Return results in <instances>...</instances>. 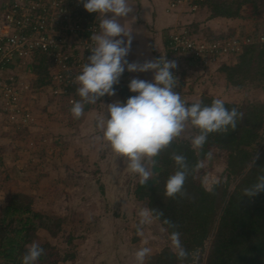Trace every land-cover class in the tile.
<instances>
[{"label":"rangeland","instance_id":"1","mask_svg":"<svg viewBox=\"0 0 264 264\" xmlns=\"http://www.w3.org/2000/svg\"><path fill=\"white\" fill-rule=\"evenodd\" d=\"M202 7V10L207 9L209 18H214L205 5ZM202 10L200 14H204ZM223 20L229 26L226 30L213 31L201 24L192 28V23L188 22L176 25L170 35L176 36L185 30L201 32L207 37L229 34L241 38L259 37L264 33V9L254 19L225 17ZM238 56L226 54L211 61L206 69L194 66L191 69L194 76L190 77L182 73V69L178 73L171 69L178 79L174 92L187 103L198 102L203 95L237 105L262 102L264 85L252 83L236 88L228 84L219 70L223 64L236 63ZM10 72L8 78L13 76V71ZM15 72L19 75L14 81L17 84L24 75L19 70ZM179 83L184 84V90ZM75 97L76 101L80 100L77 92ZM117 101V95H105L96 104L85 105L86 113L79 119L72 116L67 97L52 94L50 85L40 89L30 86L18 114L7 112L3 100L2 104L0 102V110L7 112V115L0 113V199L8 189L23 191L34 196L37 210L65 218L57 237L39 231L62 255H73L59 264H137L134 254L142 247L151 249L150 256L165 247L172 248L166 229L157 220L143 225V234L138 235V213L148 209L147 203L137 199L135 194L139 177L128 170L126 161L116 157L105 141L98 139L102 131L97 122L108 115L106 106ZM195 134L189 125L176 140L189 139ZM205 167L204 185L211 188L223 175L226 163L223 157L213 155L205 162ZM205 252L198 251L189 264H203ZM149 257L144 264H149Z\"/></svg>","mask_w":264,"mask_h":264},{"label":"trees","instance_id":"2","mask_svg":"<svg viewBox=\"0 0 264 264\" xmlns=\"http://www.w3.org/2000/svg\"><path fill=\"white\" fill-rule=\"evenodd\" d=\"M201 4L214 18L254 19L264 9V0H202ZM190 27L195 28V25ZM34 60L31 69L35 76L34 85L37 89L44 88L51 82V62L40 51L34 54ZM219 70L224 73L228 84L236 88L242 89L252 83L264 85V43L245 46L236 63L223 64ZM113 87L120 98L130 97L124 94L121 86ZM76 89V86L72 88L74 93ZM213 99L216 98L203 95L198 102L210 105ZM191 103L194 102H188ZM225 105L229 109L236 107L244 114L235 130L227 134H210L202 150H194L189 139L175 140L156 157L157 165L152 168L154 176L146 185L139 182L136 185L137 199L145 201L148 209L164 213L157 221L168 235L172 229L163 223L165 218L179 225L177 230L181 233V241L190 253L187 260L181 261L172 248L165 247L149 257V264H189L198 251H206L203 264H264V192L253 197L243 195V190L264 174V146L256 150L262 140L264 103L251 101L237 105L225 101ZM173 151L186 156L193 168L185 183L188 195L183 198L171 199L164 194L166 180L176 171L170 158ZM209 151L212 156L223 157L226 163L223 175L211 188H207L203 180ZM257 153L259 159L252 165V157ZM197 163L202 166L195 168ZM34 204L32 194L11 189L0 199V264H22L24 253L33 242L44 249L36 264H59L73 257L70 253L62 255L55 244L39 234L44 230L49 236L57 237L65 218L37 210Z\"/></svg>","mask_w":264,"mask_h":264},{"label":"clouds","instance_id":"3","mask_svg":"<svg viewBox=\"0 0 264 264\" xmlns=\"http://www.w3.org/2000/svg\"><path fill=\"white\" fill-rule=\"evenodd\" d=\"M84 9L89 13H98L100 17L99 32L91 35L93 46L88 62L82 66L75 77L78 85L76 92L80 100L73 101L70 112L75 119L84 115L85 105L96 104L105 95H115L114 85L119 84L125 71H154L153 81L133 78L128 87L137 93L125 103L114 102L106 106L107 116L98 120L97 126L102 131V139L118 158L126 161L128 170L139 177V183L146 185L153 176L151 168L157 165L156 157L166 151L172 143L181 137L190 125L196 134L189 137L194 150H202L212 133L227 134L235 130L244 114L236 107L229 109L225 101L213 99L210 105L203 102L188 104L179 93L173 91L178 79L171 69L177 67L176 61H168L162 55L158 60L129 62L126 57L132 43L131 29L120 23L132 11L129 0H81ZM111 13V17L105 14ZM116 37H126L127 40ZM207 158L212 159L209 151ZM176 171L165 182V196L175 199L186 197L185 183L193 171L186 156L173 151L170 157ZM259 159V154L252 157V165ZM202 165L197 163L195 168ZM264 192V174L257 177L256 182L243 190V195L253 197ZM137 225L138 235H142V226L159 220L164 213L158 209H142ZM163 223L172 229L169 234L171 247L177 259L183 261L190 256L181 241L179 225L165 218ZM44 254V249L36 242L28 246L22 257V264H36ZM137 264H144L151 255V249L142 247L135 252Z\"/></svg>","mask_w":264,"mask_h":264},{"label":"built area","instance_id":"4","mask_svg":"<svg viewBox=\"0 0 264 264\" xmlns=\"http://www.w3.org/2000/svg\"><path fill=\"white\" fill-rule=\"evenodd\" d=\"M192 8L196 9L197 4ZM99 23L98 13L87 12L81 0H12L6 3L0 15V91L5 110L18 114L24 96L20 83H14L15 75L8 78L3 72L21 71L18 67L22 71L24 67L32 68L37 51L45 53L51 62L50 92L67 97L71 109L72 102L76 101L72 90L77 86L74 82L76 71L92 54L91 35L99 32ZM255 42L264 43V33L257 38H219L185 30L169 36L166 50L170 56L184 55L206 69L211 61L226 54L238 56L245 46ZM261 134L262 140L256 150L264 146V127Z\"/></svg>","mask_w":264,"mask_h":264},{"label":"crops","instance_id":"5","mask_svg":"<svg viewBox=\"0 0 264 264\" xmlns=\"http://www.w3.org/2000/svg\"><path fill=\"white\" fill-rule=\"evenodd\" d=\"M11 1L12 0H0V15L4 10L5 4ZM201 1L202 0H183L181 3L179 2L180 4L175 2V5H173V0H129L132 11L127 17L119 18L120 23L124 24L126 28L130 27L131 29L132 43L130 52L126 59L130 63H143L145 61L158 60V58L163 55L168 61H176L177 67L173 69L174 71L178 73V71L182 69V73H185L186 76L193 75L194 70L191 71V69H193L194 66H196V68L201 66L184 55L168 57L167 55L170 54L166 55L168 52L165 47L167 46L171 30L179 24L189 22L188 24H194L195 28L199 27V24L202 26L206 25L213 31H219V28H223L220 30L228 29L229 26L227 27L223 20L225 17L209 18L207 9L204 8V10H202L203 5L201 4ZM195 3H197L198 8L195 9L196 11H192V5ZM200 9L204 12V14H200ZM105 15L106 17H111L112 14L108 13ZM202 15H204V20H201ZM120 38L127 40L126 37H116V39ZM180 60L182 63L179 62ZM182 64H184L183 67H181ZM126 68L127 67L125 66V71L120 77L119 84L129 85L133 78H138L149 82L153 81L154 79V71L152 70L141 73L129 72ZM15 70L16 69H10L9 71H4L3 75L8 76L11 74L10 71H13V74L17 79L19 75L15 72ZM20 72H23L24 75V78H22L19 83L23 88L22 92L23 96L25 97V92L28 91L30 86H34V88L36 87L34 85L35 76L31 69H25L24 71ZM183 85L184 84L179 83V87H182L181 90H184ZM117 98L119 101H121L120 96L117 95ZM261 98L262 102H264V96ZM0 102L2 104L1 91ZM7 112L0 110V113H4L5 115H7ZM85 113L86 112H84V114Z\"/></svg>","mask_w":264,"mask_h":264},{"label":"water","instance_id":"6","mask_svg":"<svg viewBox=\"0 0 264 264\" xmlns=\"http://www.w3.org/2000/svg\"><path fill=\"white\" fill-rule=\"evenodd\" d=\"M117 86L119 87V86H121L122 87V90H125V92H124V94L125 95H128V96H134V95H136L137 93H133V92H131L130 90H129V87H128V85H122V84H117ZM117 95V94H116ZM182 98V97H181ZM121 99H123L124 100V98H121ZM183 100H185V98H182ZM125 101H126V99H125Z\"/></svg>","mask_w":264,"mask_h":264},{"label":"flooded vegetation","instance_id":"7","mask_svg":"<svg viewBox=\"0 0 264 264\" xmlns=\"http://www.w3.org/2000/svg\"><path fill=\"white\" fill-rule=\"evenodd\" d=\"M126 101H127V99H126ZM126 101H125V99H124V100L121 99V102H122V103H125Z\"/></svg>","mask_w":264,"mask_h":264}]
</instances>
